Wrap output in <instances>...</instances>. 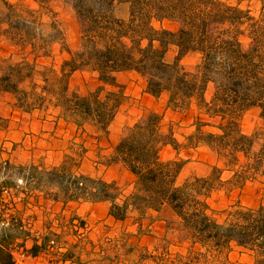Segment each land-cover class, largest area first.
I'll list each match as a JSON object with an SVG mask.
<instances>
[{"label": "trees", "instance_id": "16d2710c", "mask_svg": "<svg viewBox=\"0 0 264 264\" xmlns=\"http://www.w3.org/2000/svg\"><path fill=\"white\" fill-rule=\"evenodd\" d=\"M1 1L0 41L6 38L31 49L30 55L36 58L49 57L52 44L66 41V32L57 22L46 36L30 11L24 17L13 4ZM33 1L44 11H52L53 1H63L83 22L77 49L67 47L70 58L61 65L58 91L34 84L51 95L63 117L73 119L80 128L92 122L107 133L120 102L106 88L120 73L136 72L145 78L149 94L155 98L169 95V107L174 111L187 112L198 106L206 118L197 117L188 145L198 149L203 143L219 163L208 176L181 181L186 162L163 159L167 147L180 152L175 132L164 129L163 114L151 111L129 129L111 157L135 177L136 193L124 196L116 192L114 183L99 179L93 186V179L81 176L71 178L68 198L109 203V215L122 222L133 212L144 217L150 211L169 209L178 218L181 243L190 244L187 255L178 254V264H209V253L216 264L235 246L255 251V264H264V205L237 206L223 218L211 205L215 193L225 185L242 190L248 183L264 184V144L254 152L255 137L241 127L243 116L257 109L264 137V0H236V5L222 0ZM254 2L260 12L251 9ZM121 4L130 7L127 19L115 14ZM166 23L178 26L171 29ZM187 58L195 62L187 64ZM35 67L36 63L30 68L23 63L7 66L0 57V94L17 97L29 109L35 107L43 95L34 86H24L27 80H35ZM82 71L97 75L102 84L99 92H70L73 74ZM233 167L234 175L224 181L222 174ZM8 229H4L6 245L0 244V264L15 263L9 249L15 237ZM48 241L44 239L43 244ZM41 246L38 242L32 245L35 255ZM71 253H65L66 261L74 258Z\"/></svg>", "mask_w": 264, "mask_h": 264}, {"label": "rangeland", "instance_id": "374dc122", "mask_svg": "<svg viewBox=\"0 0 264 264\" xmlns=\"http://www.w3.org/2000/svg\"><path fill=\"white\" fill-rule=\"evenodd\" d=\"M7 1L24 17L30 11L46 36L57 22L66 32V41L52 44L50 56L39 58L30 55L31 49H23L6 38L0 41V57L7 61V66L23 63L30 68L36 63L35 80H27L24 86H34L36 93L46 97L39 98L37 105L29 109L17 97L0 94V244L6 245L4 229L9 228L8 233L15 237L9 248L14 264H178V254L187 255L190 244L181 243L178 218L169 209L160 213L150 211L144 217L133 212L125 222L116 221L109 215V203L85 197L73 201L68 198L71 193L67 189L71 178L88 176L94 180L90 183L93 186L104 179L115 184L117 193L124 196L136 193L135 177L111 157L129 129L151 111L163 114L164 129L175 132L180 152L167 147L163 159L186 162L181 181L208 176L212 167L219 166L215 153L203 143L198 149L188 145L197 117L203 116L201 110L193 105L187 112L174 111L169 107L168 94L155 98L147 92L145 78L127 71L117 75L114 84L106 88L120 102L108 132L96 129L92 122L80 128L73 119L63 117V110L53 105L51 95L43 87L36 88L34 84L46 85L50 92L58 91L61 65L70 58L67 47L77 49L82 20L63 1L50 3L52 11L42 10L33 0ZM222 1L237 4L236 0ZM250 7L260 12L255 2ZM115 14L127 19L129 5H119ZM177 26L165 24L171 29ZM194 62V58L185 60L187 64ZM101 86L96 74L76 72L71 78L70 92L88 95ZM241 127L244 133L255 137L253 151L258 152L264 144L259 110L247 112L241 119ZM235 170L236 167L226 170L222 179L229 181ZM74 193L80 192L74 189ZM211 205L221 218L237 206L258 208L264 205V184L248 183L242 190L225 185L215 193ZM46 238L49 241L44 245ZM35 242L42 245L38 256L32 250ZM67 252H72V260L66 261ZM208 259L213 264V253H209ZM255 262V251L238 246L215 261L216 264Z\"/></svg>", "mask_w": 264, "mask_h": 264}]
</instances>
